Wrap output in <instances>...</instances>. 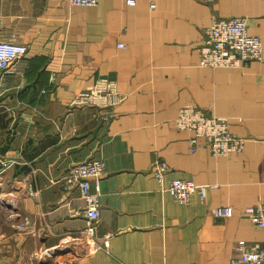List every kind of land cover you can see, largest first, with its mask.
Here are the masks:
<instances>
[{
	"label": "crops",
	"instance_id": "1",
	"mask_svg": "<svg viewBox=\"0 0 264 264\" xmlns=\"http://www.w3.org/2000/svg\"><path fill=\"white\" fill-rule=\"evenodd\" d=\"M232 17H246L264 48V0H0V41L27 47L0 87V264H238L264 243L244 214L264 203V52L240 68L200 64L205 29ZM104 80L124 95L114 109L70 107ZM190 103L228 118L244 151L192 152L193 133L174 123ZM88 159L105 161L95 238L111 236L108 252L66 240L85 221L81 192H66L63 177ZM156 160L170 167L163 183ZM175 179L206 195L180 203ZM221 207L234 215L217 216ZM25 220L38 237L19 234Z\"/></svg>",
	"mask_w": 264,
	"mask_h": 264
},
{
	"label": "built area",
	"instance_id": "2",
	"mask_svg": "<svg viewBox=\"0 0 264 264\" xmlns=\"http://www.w3.org/2000/svg\"><path fill=\"white\" fill-rule=\"evenodd\" d=\"M213 1V0H208ZM76 6L91 7L99 4L100 0H71ZM127 5L136 6L138 0H126ZM249 23L246 17H232L229 19H215L211 26L204 31V39L199 46L200 64L210 68H240L251 61L263 59V42L260 37L250 35ZM125 48L123 44L119 45ZM27 47L23 44L0 41V87L3 86V78L11 66L21 57L26 55ZM115 83L107 80L95 84L90 89L78 93L70 102V107L92 106L96 109H114L123 100ZM107 120V116L101 117ZM178 130H186L193 133L189 139L192 152L201 148H208L214 156H231L244 151L247 139L234 134L230 128V121L226 117L207 116L197 105L187 104L180 109L174 121ZM170 170L167 162L156 160L152 172L158 182L163 183L166 173ZM106 173L103 159H88L76 161L70 165L63 177V188L66 192L79 188L84 201L83 208L77 213L85 221V227L80 231V237L74 238L68 235L66 240L72 242L81 239L89 245L92 251H109L110 235L102 240L95 238V227L100 219V180ZM96 191L93 192L91 185ZM208 186L197 185L193 181L175 179L171 181L168 191L177 201L189 204L196 192L206 195ZM219 217L230 218L234 215L231 207H221L215 210ZM244 214L250 221L261 229L264 235V203L249 206ZM20 235L26 233L31 236H39L38 231L29 226L28 221H23L17 226ZM69 244L64 245L68 249ZM52 251L42 250L35 255L43 258L51 255ZM238 264H264V243H257L243 252Z\"/></svg>",
	"mask_w": 264,
	"mask_h": 264
},
{
	"label": "rangeland",
	"instance_id": "3",
	"mask_svg": "<svg viewBox=\"0 0 264 264\" xmlns=\"http://www.w3.org/2000/svg\"><path fill=\"white\" fill-rule=\"evenodd\" d=\"M3 209V213H4V207L2 208ZM6 214H8V212L6 211ZM1 216V215H0ZM4 216H2V218H3Z\"/></svg>",
	"mask_w": 264,
	"mask_h": 264
}]
</instances>
